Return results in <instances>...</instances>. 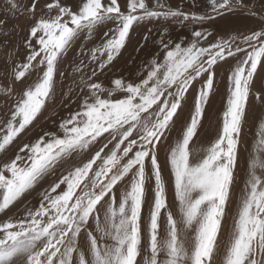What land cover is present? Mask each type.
Here are the masks:
<instances>
[{
    "label": "snow or ice",
    "instance_id": "6c2138e0",
    "mask_svg": "<svg viewBox=\"0 0 264 264\" xmlns=\"http://www.w3.org/2000/svg\"><path fill=\"white\" fill-rule=\"evenodd\" d=\"M210 3L213 14L238 7L253 17L258 5L264 19V0ZM10 6L18 7L14 0ZM22 14L32 21L24 41L26 62L10 67L0 87L11 99L27 73L35 71L38 79L25 85L5 113L0 153L52 98L58 65L82 36L79 54L89 59L87 64L80 60L77 70L89 71L77 85L83 94L79 109L62 119L57 131L25 143L0 166V264H140L142 253H147L143 264H215L237 184L250 98L264 110V86L254 88L258 65L264 66V23L242 34L239 43L231 37L208 47L200 45L210 32L174 37L171 23L162 24L151 41L155 50L131 79H110L105 87L94 78L111 71L134 26L161 17L175 18L180 26L203 24L214 16L172 10L163 0H126L125 11L118 0H81L78 11L62 0H31ZM102 28L99 41L85 52ZM150 35L151 29L137 52L146 48ZM236 53L243 56L227 76L221 126L193 162L199 149L190 146L199 139L217 91L215 66ZM115 93L120 95L113 98ZM185 109L173 142L170 134ZM165 167L176 212L168 203ZM245 172L223 264H264V132ZM37 189L38 206L25 205L22 214L9 215Z\"/></svg>",
    "mask_w": 264,
    "mask_h": 264
},
{
    "label": "rangeland",
    "instance_id": "374dc122",
    "mask_svg": "<svg viewBox=\"0 0 264 264\" xmlns=\"http://www.w3.org/2000/svg\"><path fill=\"white\" fill-rule=\"evenodd\" d=\"M14 2L18 6L17 9L11 8L10 0H0V81L3 80V77L10 67L17 63L26 62L27 50L24 46V41L27 38L28 27L32 21L28 19L26 14H22V9L30 4L31 0H14ZM43 2L44 0H41V3ZM105 2H107V0H105ZM163 2L172 10L179 9L185 13L195 14L197 16L210 14L214 16V19L206 20L203 24L189 22L186 26L176 24L175 18L161 17L146 19L141 24L134 26L131 30L127 45L122 51L121 56L114 62L111 71L107 72L106 75H97L94 78L95 80L98 82L102 81L104 86L107 87L110 79L119 77L131 79V74L136 72L137 66L141 64L148 54L155 50L151 41L158 36L157 29L160 28L162 24L167 25L168 23H171L172 28L174 29V31H172L174 37L189 36L193 30H206L210 32L211 35L207 40L201 41L200 46L208 47L219 40L229 39L231 37H236L237 43H239V37L242 34L249 33L252 30H260L262 23H264V19L259 16L258 5L256 6L258 14L253 17L245 14L238 7H233L232 10L222 14H213L211 13L210 0H163ZM62 3L71 6L73 11H78L79 6H81V0H62ZM118 3L120 4L122 11H125L126 0H118ZM149 29H151V35L149 36L146 48L137 52L139 45ZM104 30L106 29L102 28L97 32L96 41H89L85 45V52H87V49L91 48L94 43L99 41V36L102 35ZM83 42L82 36L80 40L76 41L65 58L60 61L55 77L56 84L52 98L46 102L45 107L37 116L33 124L30 125L11 146H9L6 152L0 153V166L6 162H10L18 152V149L25 143L30 141L34 142L35 139L43 135L45 132L57 131L59 122L79 109L83 94L80 93L77 85L82 82L81 76L89 71L87 67H83L80 71L77 70L78 68H81V65L79 64L80 60H83L84 64H87L89 59L88 55L79 54L80 45ZM242 56L243 53H236L235 56H228L225 60L218 62L215 66L217 91L211 97L203 121L204 127L200 132L199 139L190 146L194 151L199 149V151L192 157L193 162L200 159L206 147L216 137L219 131L222 123V111L226 100L227 76ZM37 59L39 60V58ZM35 63L36 62H34V64ZM61 71L63 72V75L60 74ZM37 79V73L35 71L27 73L23 83L15 84L11 99L6 98L3 87H0V128H3L4 126L2 121L7 119L5 113L19 97L21 90L25 85H34L37 82ZM196 86L199 87V84ZM262 86H264V66L258 65V70L254 77V88L258 90ZM118 95L120 94L115 93L113 98ZM187 99L190 103L192 99L191 93H189ZM186 117L187 110L185 109L180 112V115L177 118V124L170 134L173 142L178 135L181 122L184 121ZM261 132H264V110L261 109L256 101L250 98L247 116L243 125L242 145L237 170V184L233 188L232 200L227 208L226 218L222 222V231L219 237L220 248L215 256V264H223L225 247L231 233L233 220L238 213L243 179H246L245 169L247 167V162L251 160L253 155L257 154V141L260 138ZM163 161L164 156L162 153L161 162L163 163ZM164 176L167 181L168 203L173 206L172 210L176 212L177 209L174 206V185L170 169L167 167H165ZM38 191L39 189L26 195L11 209L9 215L22 214L25 205L28 207L38 206ZM3 218L4 217L0 215V219ZM191 235L192 234L189 233V236ZM163 236L164 231L162 227L161 237ZM145 255H147V253H142L140 264H143V256ZM161 258H163V254Z\"/></svg>",
    "mask_w": 264,
    "mask_h": 264
}]
</instances>
